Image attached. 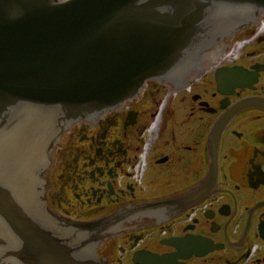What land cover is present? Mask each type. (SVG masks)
Masks as SVG:
<instances>
[{
	"label": "flooded vegetation",
	"instance_id": "obj_1",
	"mask_svg": "<svg viewBox=\"0 0 264 264\" xmlns=\"http://www.w3.org/2000/svg\"><path fill=\"white\" fill-rule=\"evenodd\" d=\"M48 164L42 205L105 220L101 264H264V13L179 81L74 123Z\"/></svg>",
	"mask_w": 264,
	"mask_h": 264
},
{
	"label": "water",
	"instance_id": "obj_2",
	"mask_svg": "<svg viewBox=\"0 0 264 264\" xmlns=\"http://www.w3.org/2000/svg\"><path fill=\"white\" fill-rule=\"evenodd\" d=\"M262 13L264 0H0V263L101 264L86 254L110 237L105 220L42 205L60 137L148 81H179Z\"/></svg>",
	"mask_w": 264,
	"mask_h": 264
}]
</instances>
